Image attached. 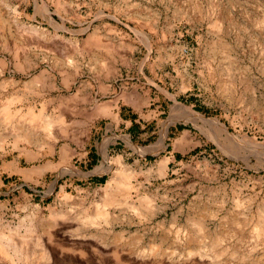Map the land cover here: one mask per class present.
<instances>
[{
	"label": "rangeland",
	"instance_id": "obj_1",
	"mask_svg": "<svg viewBox=\"0 0 264 264\" xmlns=\"http://www.w3.org/2000/svg\"><path fill=\"white\" fill-rule=\"evenodd\" d=\"M7 115L0 227L35 230L22 262L0 248V264H120V249L129 264H175L158 262L163 250L187 264L200 220L234 263L264 264V241L232 228L264 211V155L250 146L264 152V0H0ZM31 116L61 117L62 130L19 133ZM123 172L134 193L104 206ZM102 209L108 223L83 227Z\"/></svg>",
	"mask_w": 264,
	"mask_h": 264
},
{
	"label": "bare ground",
	"instance_id": "obj_2",
	"mask_svg": "<svg viewBox=\"0 0 264 264\" xmlns=\"http://www.w3.org/2000/svg\"><path fill=\"white\" fill-rule=\"evenodd\" d=\"M3 2V1H2ZM5 3H3L4 5ZM8 7V6H7ZM11 7V6H10ZM9 8V7H8ZM10 11V10H9ZM197 11V10H196ZM11 13V12H10ZM24 26V25H23ZM25 27V26H24ZM31 27V26H30ZM64 28V27H62ZM28 29V28H27ZM61 29V28H60ZM65 29V28H64ZM40 30V29H39ZM63 30V29H62ZM28 31L30 33H36L38 32V28H29ZM40 32V31H39ZM39 35V34H38ZM58 37V36H57ZM67 41V40H66ZM79 47V46H78ZM224 50V49H223ZM76 52V51H75ZM79 52V51H77ZM215 54V53H214ZM221 67V66H220ZM226 72V71H225ZM231 82V81H230ZM232 84V83H231ZM230 83L228 82H223V85H221V89H223V91L227 94L230 95L231 91L230 89L231 88H234V85L233 87H229V86H232ZM181 106V105H179ZM183 107V106H181ZM184 108V107H183ZM185 110L189 113V115L193 118H199V119H203L202 116H200L199 114L193 112L191 109L189 108H185ZM48 115V114H47ZM10 117L11 116H4V119H3V122L0 123L1 126L2 125H5L7 126L9 123H10ZM44 117V115H43ZM47 117V116H46ZM45 117V118H46ZM38 119V118H37ZM34 116H31V117H28V119H26L24 122H22L23 124H20V125H17L16 127L18 128V131L19 133H22V134H29L31 136H35L38 132H41L42 134H46L48 136L49 139L51 138H54V133H55V129L58 130V131H61L62 130V119L61 117L59 119H45L44 121H42L40 124H35L36 123V120H37ZM41 119V118H40ZM189 119V118H188ZM212 122L216 123V125L219 127V129L221 130L222 133L226 134L227 136L229 137H232L231 135L228 134V132L225 130V128L223 126H221L218 121L216 120H212ZM10 126V125H9ZM14 128V127H13ZM168 129V128H167ZM40 133V134H41ZM45 135V136H46ZM26 136V135H25ZM19 138V137H18ZM35 139V138H34ZM31 140V139H30ZM47 140V139H45ZM41 141V140H40ZM37 143V142H36ZM252 147V149L256 152H258L257 150L260 149V152H262V154L264 155V152H263V149H261L260 147H258L256 144H251L250 145ZM165 164V161H161L159 162V165L160 166H163ZM135 189L132 187V183L130 182L129 180V176L127 174V172H123L122 174L119 175V177L117 178V187H112V184L109 183L107 185V188H106V194L104 196V201L105 203L103 204L104 206H108V205H120V201H129V198L131 196V193L133 192L134 193ZM142 201H149V199H144ZM150 203V202H149ZM148 203V204H149ZM145 206V205H144ZM102 208H104L102 206ZM107 208V207H105ZM134 209V208H133ZM131 209V210H133ZM145 212H147L148 215H153V209L150 208L149 206H147L145 208ZM144 213V212H143ZM142 215V214H141ZM137 216V215H136ZM259 216L257 220H254L252 219V221L249 222L248 224V221H244L243 223L239 222L237 219H232V228H236V229H239L242 227V226H250V235L249 237L255 239L258 241V243L260 241H264V211L260 212ZM37 217V216H36ZM144 218V216H142ZM150 217V216H149ZM40 218V217H39ZM83 218V217H82ZM109 219H110V215L109 213L105 210V209H102V210H98L94 215H91L90 217H86V219L83 220L82 224H83V227H86V228H93V227H98L99 224H100V221H105L106 223L109 222ZM37 220V219H36ZM41 220V219H40ZM80 220V219H79ZM34 221V220H33ZM105 222H103L105 224ZM24 223V222H23ZM36 223V222H35ZM191 223V222H190ZM40 224V223H38ZM34 225V224H33ZM108 225V224H106ZM24 227H26L24 225ZM48 227V226H47ZM8 228V227H7ZM231 228V229H232ZM13 229V228H12ZM26 230V233L24 232V235H22V233H20V231H10L7 230L6 228H1L0 227V248L4 250V252L6 254H14L17 256V260H19L18 262H22V258L23 256H26L27 252H25V244L26 243H29V238L31 236V234H33L34 232V226H27V228H25ZM38 229V228H37ZM245 229V228H244ZM77 230V229H76ZM195 241L197 243H199V248H198V251H195L193 250V253L188 251L187 252V264H191V261L193 260V256H197L199 258V260L202 261L201 264H236L233 262L232 258H228L226 255V253L228 254L227 251H224V250H219L218 249V246H219V243H220V238L215 236L210 243L209 241L207 242L206 241V234H204L206 232V227L204 225V223L200 220V222H197L195 224ZM236 231V230H235ZM242 231V230H241ZM77 232V231H76ZM100 232V231H99ZM179 232V231H178ZM78 233V232H77ZM76 233V234H77ZM103 233V232H102ZM38 234V233H37ZM230 234V233H229ZM74 235V234H73ZM83 237L82 238H85V239H94L96 237L93 236V234H89L87 233L86 231H84V234H81ZM105 235V234H103ZM121 235V234H120ZM232 235V234H231ZM80 236V235H79ZM102 236V235H101ZM123 236V234H122ZM236 236V235H235ZM38 237V236H37ZM72 237V236H71ZM77 237V236H76ZM167 237V236H166ZM179 237V236H178ZM177 235H176V238H178ZM183 237V236H182ZM101 238V237H100ZM107 238V237H106ZM180 238V237H179ZM193 238V237H191ZM227 238V236H226ZM42 239V238H41ZM98 239V238H97ZM121 239V238H120ZM185 239V238H184ZM189 239V238H188ZM222 239V238H221ZM39 242H40V238L38 239ZM169 240V239H168ZM180 240V239H179ZM182 240V239H181ZM194 240V239H193ZM251 240V239H249ZM37 241V239H36ZM100 241V240H99ZM103 241V240H102ZM33 242V241H32ZM42 242V241H41ZM101 242V241H100ZM99 242V243H100ZM105 242V243H104ZM107 241H103V245H104V253L106 252V254L109 255V253H112L111 250H109V244L106 243ZM164 242V240H163ZM187 244L189 243L188 240L186 241ZM222 242V241H221ZM192 243V242H191ZM208 243V244H207ZM257 243V242H256ZM40 244V243H39ZM37 243V247L39 245ZM102 243H100L101 245ZM185 244V245H187ZM92 246V244H90ZM42 246V247H41ZM90 246V247H91ZM184 246V245H183ZM240 246V245H239ZM255 246V245H254ZM49 247V246H48ZM103 248V247H102ZM155 248V247H154ZM197 248V247H196ZM227 248V247H226ZM254 248V247H253ZM258 248V247H257ZM34 249V248H33ZM41 251H40V256L43 258V259H47L48 261H50L52 259V255H51V252H50V249H47V247L43 244L40 245V248ZM55 249V248H54ZM92 249V248H91ZM98 249V248H97ZM161 249V248H160ZM30 250V249H29ZM119 250V249H118ZM134 250V248H133ZM151 250V252H155V249H149ZM186 250V248H185ZM196 250V249H195ZM246 250V249H245ZM27 251V250H26ZM100 251V250H99ZM125 250H122L120 249V251L118 253V256H119V261H120V264H129V262H127L125 260V258H123V254L125 253L124 252ZM138 251V250H137ZM142 251V249L140 250ZM187 251V250H186ZM235 251V250H234ZM102 252V251H101ZM102 252V253H103ZM103 253V254H104ZM115 253V252H114ZM127 253V252H126ZM138 253V252H136ZM117 254V252L115 253ZM131 254V253H130ZM148 254V253H147ZM177 254V252H176ZM186 254V252H185ZM225 254V255H224ZM39 255V254H38ZM139 255V254H138ZM158 257L157 260L158 262H161V261H165V260H168L172 263H175L177 264L176 262V255H175V252H167V251H160V252H157L156 254ZM236 255V254H235ZM29 256V255H28ZM122 256V257H121ZM132 256V255H131ZM130 256V257H131ZM136 256V255H135ZM146 256V255H145ZM167 256V257H166ZM178 257H180L179 255H177ZM9 257V256H8ZM15 256H13L14 258ZM57 257V256H56ZM137 257V256H136ZM140 257V256H139ZM149 257V256H148ZM147 257V258H148ZM151 257V256H150ZM235 257V256H234ZM143 258V257H142ZM152 258V257H151ZM159 258V259H158ZM166 258V259H165ZM184 259V257H181ZM197 258V259H198ZM243 258V257H242ZM124 259V260H123ZM144 259V258H143ZM153 259V258H152ZM16 260V259H15ZM130 260V258L128 259ZM147 260V259H146ZM149 260V259H148ZM151 260V259H150ZM156 260V259H155ZM154 260V261H155ZM160 260V261H159ZM237 260V259H236ZM243 259H241V261H243ZM11 261V260H10ZM24 261V260H23ZM46 261V260H45ZM132 261V260H131ZM135 261V260H134ZM200 261V262H201ZM157 262V261H156ZM240 262V261H239ZM147 263V261H146ZM18 264V263H16ZM180 264H182V262L180 261ZM193 264V263H192Z\"/></svg>",
	"mask_w": 264,
	"mask_h": 264
}]
</instances>
